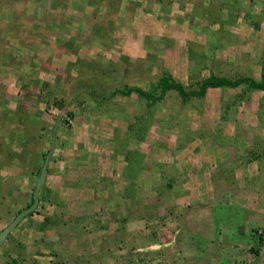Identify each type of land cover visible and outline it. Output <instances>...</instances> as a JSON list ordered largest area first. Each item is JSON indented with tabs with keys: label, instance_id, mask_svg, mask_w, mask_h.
<instances>
[{
	"label": "rangeland",
	"instance_id": "1",
	"mask_svg": "<svg viewBox=\"0 0 264 264\" xmlns=\"http://www.w3.org/2000/svg\"><path fill=\"white\" fill-rule=\"evenodd\" d=\"M263 67L264 0H0V230L27 206L57 116L49 180L70 189L39 190L0 264H264V94L110 96L162 72L194 88ZM53 92L62 110L39 101Z\"/></svg>",
	"mask_w": 264,
	"mask_h": 264
},
{
	"label": "trees",
	"instance_id": "2",
	"mask_svg": "<svg viewBox=\"0 0 264 264\" xmlns=\"http://www.w3.org/2000/svg\"><path fill=\"white\" fill-rule=\"evenodd\" d=\"M241 85L245 86L246 91H249V92L250 91H260L264 94V67L261 69L260 74H259V79L257 80L253 79L250 76L227 77L224 75H216V74L211 73L207 77L201 79L199 82H196V85L194 88H186L179 81H176L169 73L162 72L155 84V88H154L155 90L152 89V90L146 91L137 86L124 85L122 88L112 91L110 96L121 95L123 97H128L131 94H135L138 98L145 100L148 105H152V104L162 101L164 99L165 94L169 91H172L177 94V96L180 98L182 103H185L189 101L191 98H198V99L203 98L206 91L209 89H215V88L234 89ZM22 86L26 87L25 85H22ZM43 90L44 89H41V88L38 89L39 96L40 94H42L40 92H43ZM54 93L55 92L46 94L47 98H44V99L41 98V100L39 101L44 102L45 106L52 105L56 107V109L62 110L66 106L65 99H63L62 97H59V98L54 97V95H52ZM36 112L39 113L38 111ZM69 116H71V114H69ZM26 118L27 117L23 115L22 117L19 118V122L21 123L22 126L25 127L27 131L29 123H27ZM61 120L63 122L65 119L61 118ZM49 135H50V132H49ZM34 137L35 136H33V138ZM27 141L29 140L25 139L24 137V140L22 142L25 145ZM4 148H5V145H4ZM28 150L31 152L32 148ZM29 151H26V153L27 152L29 153ZM42 156L44 157L45 154ZM40 167L37 169V175L39 173ZM42 188L40 189V191L42 190ZM31 194H32V190L29 196V202L27 206H29L32 202ZM38 197H39V202H40V195ZM45 226H46V221L44 219V222L40 223V225L38 226L39 227L38 229L43 230ZM254 251L256 252V249Z\"/></svg>",
	"mask_w": 264,
	"mask_h": 264
},
{
	"label": "water",
	"instance_id": "3",
	"mask_svg": "<svg viewBox=\"0 0 264 264\" xmlns=\"http://www.w3.org/2000/svg\"><path fill=\"white\" fill-rule=\"evenodd\" d=\"M59 121H60V116H57L51 131L49 148L44 156L41 167L39 169V173L34 182V187L32 189V194H31L32 202L29 206L25 207L24 209L16 213L13 219L0 230V246L5 242L7 236L16 228L19 222L28 215H30L36 209L39 203L38 194H39V190L44 186L46 181L47 167L49 163V158L54 150L56 129L59 124Z\"/></svg>",
	"mask_w": 264,
	"mask_h": 264
},
{
	"label": "crops",
	"instance_id": "4",
	"mask_svg": "<svg viewBox=\"0 0 264 264\" xmlns=\"http://www.w3.org/2000/svg\"><path fill=\"white\" fill-rule=\"evenodd\" d=\"M56 136V135H55ZM73 146V145H72ZM71 158V157H70ZM51 163V162H50ZM95 163L97 164L98 162H94L93 161V164L95 165ZM50 164H48V167H47V176H46V181H45V184H44V186L43 187H45V188H47V189H49V191L51 192V194H54V192H53V190H52V188L54 187V185L55 184H57V183H62L63 184V187L65 186V184H66V181L68 180V179H65L64 178V174L61 176V177H55L54 179H52L51 181L49 180V178H50V166H49ZM116 167V166H115ZM114 167V168H115ZM119 172V174H120V176L122 175V173H123V171H118ZM72 175H73V177L74 176H80L81 174H82V171H78V173H76V172H73V173H71ZM70 174V175H71ZM75 174V175H74ZM108 174V173H107ZM109 175V174H108ZM107 175V176H108ZM124 175V174H123ZM82 176V175H81ZM103 176H105V175H103ZM99 177V176H98ZM118 177H119V175H118ZM124 177H125V175H124ZM127 178H128V180H130V182H132V184L133 183H138V181H139V179H138V177H136L135 179H131L129 176H126ZM121 178V177H120ZM96 182H100V180L97 178L96 179ZM141 183H142V181H140ZM122 183H124V185H125V187H126V185H127V181H126V179L122 182ZM52 184V185H51ZM128 184H130L129 182H128ZM70 185H73V183L71 182L70 183ZM95 186H97V184H95ZM65 189V193L64 194H67L68 192H69V190L70 189H68L67 187H64ZM71 188V187H70ZM97 188H100V187H94V189L95 190H100V192H101V189H97ZM56 189H57V187H56Z\"/></svg>",
	"mask_w": 264,
	"mask_h": 264
}]
</instances>
